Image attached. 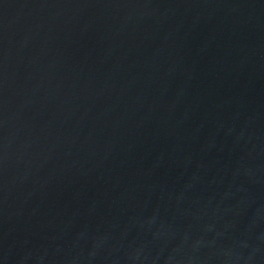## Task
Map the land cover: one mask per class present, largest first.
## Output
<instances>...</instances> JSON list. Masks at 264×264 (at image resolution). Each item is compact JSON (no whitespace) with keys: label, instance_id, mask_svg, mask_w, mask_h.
<instances>
[{"label":"water","instance_id":"95a60500","mask_svg":"<svg viewBox=\"0 0 264 264\" xmlns=\"http://www.w3.org/2000/svg\"><path fill=\"white\" fill-rule=\"evenodd\" d=\"M0 264H264V0H0Z\"/></svg>","mask_w":264,"mask_h":264}]
</instances>
